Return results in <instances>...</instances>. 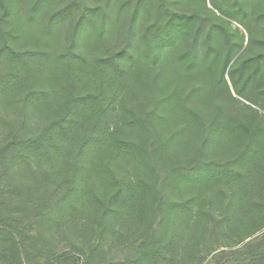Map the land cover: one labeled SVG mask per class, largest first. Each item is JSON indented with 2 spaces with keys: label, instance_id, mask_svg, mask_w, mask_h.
Listing matches in <instances>:
<instances>
[{
  "label": "trees",
  "instance_id": "obj_1",
  "mask_svg": "<svg viewBox=\"0 0 264 264\" xmlns=\"http://www.w3.org/2000/svg\"><path fill=\"white\" fill-rule=\"evenodd\" d=\"M209 4L0 0V264H264V0Z\"/></svg>",
  "mask_w": 264,
  "mask_h": 264
},
{
  "label": "rangeland",
  "instance_id": "obj_2",
  "mask_svg": "<svg viewBox=\"0 0 264 264\" xmlns=\"http://www.w3.org/2000/svg\"><path fill=\"white\" fill-rule=\"evenodd\" d=\"M209 1H210V0H207V2H208V6L212 8V6L209 4ZM233 28H238V29H239L242 33H244V35H245L244 47H243V49L239 52V54H240L241 52H243V50H245V47L247 48V46H248V44H249V43H248V35H247V32H246L245 28H244L242 25H239V24L233 23ZM251 51H253V49H252ZM251 51H248V53H251ZM239 54H238V55H239ZM209 259H210V258H209ZM209 259L205 262V264H210Z\"/></svg>",
  "mask_w": 264,
  "mask_h": 264
}]
</instances>
